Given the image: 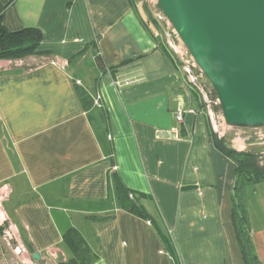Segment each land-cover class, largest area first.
<instances>
[{"label":"crops","instance_id":"obj_1","mask_svg":"<svg viewBox=\"0 0 264 264\" xmlns=\"http://www.w3.org/2000/svg\"><path fill=\"white\" fill-rule=\"evenodd\" d=\"M0 5L9 32L43 35L39 55L0 61V256L8 248L42 259L75 228L92 264H245L232 220L235 164L133 0ZM79 88L101 107L86 109ZM172 129L179 139L164 136ZM114 174L150 219L116 207ZM246 206L264 264V183L246 189Z\"/></svg>","mask_w":264,"mask_h":264},{"label":"water","instance_id":"obj_2","mask_svg":"<svg viewBox=\"0 0 264 264\" xmlns=\"http://www.w3.org/2000/svg\"><path fill=\"white\" fill-rule=\"evenodd\" d=\"M157 5L216 92L226 125L264 128V0Z\"/></svg>","mask_w":264,"mask_h":264},{"label":"trees","instance_id":"obj_3","mask_svg":"<svg viewBox=\"0 0 264 264\" xmlns=\"http://www.w3.org/2000/svg\"><path fill=\"white\" fill-rule=\"evenodd\" d=\"M5 9V7L0 5V61H17L30 56L39 55L37 51L43 41L41 31L37 28H27L15 33L9 32L3 24V14ZM145 26L153 37L157 36V33L153 31V28L150 27L146 21ZM157 43L160 47L164 46L159 40H157ZM164 49V54L171 58L172 55L165 46ZM96 62L98 68L101 71H104L105 66L102 62L101 56H96ZM187 84L195 90L194 85L190 83ZM78 93L84 107L90 109L94 103L92 98L81 88L78 89ZM214 94L216 95L215 91ZM193 95L194 101L198 104H202L199 101L198 96L195 93H193ZM201 107L204 108V106ZM208 132L215 147L235 164L236 183L232 195V220L237 233L243 260L245 264H263L256 252L252 240L249 213L246 206V189L249 186L264 183V156L254 150L239 151L227 146L218 134L211 129L209 123ZM112 180L116 207L142 218L150 219L149 214L140 204L139 199L135 197V194L132 193L115 174L113 175ZM4 229L5 228H0L1 236L3 235ZM167 243H169V241H167ZM63 244L68 247L73 254V257L61 264L93 263L94 255L92 249L77 229L71 228L65 233Z\"/></svg>","mask_w":264,"mask_h":264},{"label":"rangeland","instance_id":"obj_4","mask_svg":"<svg viewBox=\"0 0 264 264\" xmlns=\"http://www.w3.org/2000/svg\"><path fill=\"white\" fill-rule=\"evenodd\" d=\"M133 3L136 9L140 8L145 21L157 33V40L163 43L171 53V58L175 60L179 67L178 72L181 81L187 83L186 73L183 68L186 61H190L191 56L178 36L173 33L171 24H168V20L164 19V15L157 5V0H134ZM169 42L174 47H171ZM27 58L22 60H26ZM41 63L42 61H26L22 67L24 69L33 68L41 65ZM193 72L196 77L199 76L198 67L193 68ZM194 87L195 90L193 87L192 89L202 103L201 105L204 106L203 109L209 126L227 146L234 149L254 150L264 156V128L240 129L228 127L224 121L221 106L217 103V95L214 94V89L206 77L198 79ZM210 112L212 113V117L210 116ZM72 257L73 254L64 244L61 251L46 255L39 261L23 253L15 254L12 250L6 248L4 254L0 256V264H61Z\"/></svg>","mask_w":264,"mask_h":264},{"label":"built area","instance_id":"obj_5","mask_svg":"<svg viewBox=\"0 0 264 264\" xmlns=\"http://www.w3.org/2000/svg\"><path fill=\"white\" fill-rule=\"evenodd\" d=\"M164 19H166L165 16H164ZM168 24H169V22H168ZM172 31L176 35V33L174 32V30H172ZM169 44H170L171 47H174L171 42H169ZM190 61H186L183 69H184V71L186 73L185 75L187 77V83H190V84L196 86V81L198 79H200V78H204V75L199 70V76L196 77L195 74H194V72H193V68H197V66H196V64H195V62L193 61L192 58L190 59ZM130 84H131V82L126 81V85H130ZM217 103L219 104L218 101H217ZM94 106L99 107V108L101 107V98L100 97H97L95 99ZM184 113L185 112H184V110L182 108L177 111V113H176V120L179 123H182L183 122ZM210 116L212 117V113L211 112H210ZM164 136L167 137L169 140H177V139H179V131L177 129H172L170 131V133H168V135L165 134Z\"/></svg>","mask_w":264,"mask_h":264}]
</instances>
